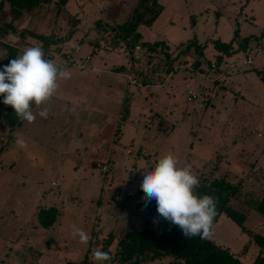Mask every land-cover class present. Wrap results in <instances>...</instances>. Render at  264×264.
<instances>
[{
    "label": "rangeland",
    "instance_id": "374dc122",
    "mask_svg": "<svg viewBox=\"0 0 264 264\" xmlns=\"http://www.w3.org/2000/svg\"><path fill=\"white\" fill-rule=\"evenodd\" d=\"M58 1L14 23L17 31L65 38L71 19L79 20L68 42L40 47L69 75L57 80L47 103L34 106V122L24 121L11 139L0 119V264H97L93 254L109 236L114 255L116 241L149 218L138 213L136 196L144 174L169 153L198 179L224 175L240 183L230 202L245 215L250 235L221 216L211 235L217 245L238 255L253 235L264 237V217L253 209L264 197V83L258 74H264V0H159L162 12L139 29V41L165 42L170 60L110 49L105 34L91 29L99 19L125 22L138 0H69L66 11ZM10 20L8 3L0 0V26ZM235 32L249 38V51L260 47L250 55L252 66L241 63L246 52L227 56L215 49V41L228 43ZM96 38L95 49L88 42ZM26 40L23 49L35 46ZM0 41L22 48L10 34ZM5 61L0 47V69ZM120 66L123 72H113ZM189 90L196 99L187 100ZM44 109L47 118L38 115ZM50 207L59 214L45 229L37 214ZM73 225L90 235L87 244L72 237ZM257 253L251 241L239 259L252 264Z\"/></svg>",
    "mask_w": 264,
    "mask_h": 264
},
{
    "label": "trees",
    "instance_id": "16d2710c",
    "mask_svg": "<svg viewBox=\"0 0 264 264\" xmlns=\"http://www.w3.org/2000/svg\"><path fill=\"white\" fill-rule=\"evenodd\" d=\"M1 1L8 3L11 20L0 26V37H5L7 34H10L18 38L20 46H22V48H19V46H12L0 41V47L6 50V61L4 66L8 65L11 59L22 55L24 51L23 47L28 46L27 37L33 39L35 46L49 50L53 46L68 42L71 36L76 33V28L79 24V20L76 17L71 19V28L67 32L65 38H58L52 34L46 35L43 33L31 32L26 29L21 31L15 29L14 23L24 14H29L35 9L38 10L42 5H49L53 0ZM68 2L69 0H59L57 3L58 6L62 8L61 10L66 11ZM161 12L162 7L159 4V0H138L137 5L125 22L109 25L99 19L93 22L91 29H94L99 35L102 33L105 34L103 42L106 43L108 40L107 44L111 47L110 49L122 48L127 54L133 51L131 54L142 53L145 56H150L152 53L162 54L165 60H170L169 47L165 42L142 43L139 41V29L141 27H150ZM260 36L263 37L262 34ZM249 41V38L239 39L238 33L235 32L230 42L221 43L215 41L213 45L217 51L231 56L237 52L249 51ZM88 43L96 49L100 44V40L96 38ZM128 45L131 48L130 52L127 50ZM235 45L236 48L234 47ZM137 46L139 47V52L135 50ZM189 48L190 47H187L185 49V54L189 51ZM137 59V57L130 58L128 62L130 71L133 69L132 64L134 65ZM220 59L219 56L217 58L218 63ZM124 70L125 67L120 66L113 72L121 73ZM135 74L137 77L140 75L136 72ZM258 74L264 83V74L260 71ZM138 86H141V84H138ZM2 100L3 96H0V119L5 123L10 133V138L12 139L14 137L13 134L19 130L24 122L19 121L14 109L11 106L3 104ZM33 108L34 105L32 109ZM125 111H127L126 108ZM157 162L158 161L154 162L153 168ZM199 181L200 185L195 189V193L198 196H203L205 194L213 196L216 201L217 215L214 219L213 226L221 216H224L230 219L242 233L249 236L250 234L244 227L245 215L233 209L230 202L233 197L235 198L238 195L240 183L234 184L224 175H213V179L211 180L199 178ZM143 197L144 193L142 188H140L136 196V207L146 210L149 218L144 221L140 229L129 230L116 241L117 251L114 255L109 251L113 243V238L112 236L106 238L104 247L101 251L109 253L112 257L110 261L105 262L106 264H143L146 261L160 260L165 257L172 259L171 264H244L239 259V255L242 256V253H246L251 241L258 247V253L252 264H264L263 236L257 234L253 235L238 255H235L229 248L217 245L211 237L201 238L199 235L185 237L178 226L172 225L162 217H159L155 200L146 204ZM253 209L264 217V197L255 202ZM58 214L59 212L55 207H50L48 209L39 210L37 219L43 228L48 229L53 226ZM154 220L157 222L154 223Z\"/></svg>",
    "mask_w": 264,
    "mask_h": 264
},
{
    "label": "clouds",
    "instance_id": "9594fccd",
    "mask_svg": "<svg viewBox=\"0 0 264 264\" xmlns=\"http://www.w3.org/2000/svg\"><path fill=\"white\" fill-rule=\"evenodd\" d=\"M68 71L59 68L45 57L40 47H28L23 54L11 59L0 69V96L2 103L11 106L19 121L34 122L36 115L33 105L40 107L55 94L59 78H67ZM47 118V109L38 113ZM25 146L23 139L15 141ZM200 181L193 174L191 166H178L171 153L163 156L141 182L145 203L156 201L157 213L172 225L178 226L185 237L201 236L209 238L213 234V222L217 215L216 201L213 196H198L195 193ZM157 222L154 220V223ZM71 235L79 237V242L87 244L90 235L83 229L72 226ZM93 259L97 264H105L112 259L109 253L96 251Z\"/></svg>",
    "mask_w": 264,
    "mask_h": 264
},
{
    "label": "built area",
    "instance_id": "2783aa9c",
    "mask_svg": "<svg viewBox=\"0 0 264 264\" xmlns=\"http://www.w3.org/2000/svg\"><path fill=\"white\" fill-rule=\"evenodd\" d=\"M135 50H139V47L137 46V47H135ZM260 50V47H258L256 50H251V51H248V52H246L245 53V57L242 59V61H241V63H242V65L243 66H246V67H248V66H252L253 65V59H252V57L250 56L252 53H253V51H259ZM45 53V52H44ZM183 68V67H182ZM179 69H181V68H179ZM178 69L177 68H175L174 69V72H176ZM187 100L188 101H192V100H194V99H196V95H195V93L194 92H192V91H188V93H187ZM98 166H100V165H98ZM101 169H102V171L103 172H105V171H107V167L106 166H101Z\"/></svg>",
    "mask_w": 264,
    "mask_h": 264
},
{
    "label": "crops",
    "instance_id": "0c3cea01",
    "mask_svg": "<svg viewBox=\"0 0 264 264\" xmlns=\"http://www.w3.org/2000/svg\"><path fill=\"white\" fill-rule=\"evenodd\" d=\"M77 18V17H76ZM105 22V21H104ZM107 22V21H106ZM93 23V22H92ZM231 66H234V64L233 63H231ZM246 67V66H245ZM216 72V71H215ZM219 73V72H218ZM220 75H222V74H219V76ZM140 143V142H139ZM137 144V143H136ZM95 187H99V189H101L102 187L99 185V182H97L96 184H95ZM141 188V187H140ZM135 206H136V201H135ZM136 209L138 210V211H140V212H138V213H140L141 215H142V218H144V217H146V215H147V211L146 210H144L143 208H137L136 207ZM136 213V212H135ZM140 214H137L136 213V215H135V217L137 216V215H140ZM102 220V219H101ZM115 228V227H114Z\"/></svg>",
    "mask_w": 264,
    "mask_h": 264
}]
</instances>
